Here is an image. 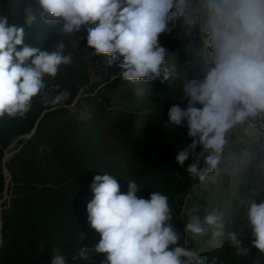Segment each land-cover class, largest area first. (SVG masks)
Returning a JSON list of instances; mask_svg holds the SVG:
<instances>
[{
	"label": "trees",
	"instance_id": "obj_1",
	"mask_svg": "<svg viewBox=\"0 0 264 264\" xmlns=\"http://www.w3.org/2000/svg\"><path fill=\"white\" fill-rule=\"evenodd\" d=\"M29 10L35 16L31 26L25 24ZM0 15L24 27L26 44L51 51L52 45L63 42L72 56V64L61 65L56 77L45 76L46 89L33 98L23 117L0 118V264H51L53 249H59L68 264H106L107 254L95 251L101 236L86 211L93 178L105 173L116 177L121 192L134 180L144 198L153 191L167 195L180 243L187 242L204 264H264V254L251 246L248 205L241 207L242 197L264 200V184L242 155L247 145L226 150L218 173L203 183L186 172L191 157L183 167L176 162L191 139L186 125L169 123L168 111L174 104L186 108L187 102L181 101L184 84L202 78L205 67L187 48L183 19L171 33L161 34L159 42L176 57L178 71L187 75L173 83H131L119 77L116 64L108 66L104 54L106 64L96 70L101 79L93 82L94 68L82 46L72 42L85 26L72 39L59 34L62 21L44 24L36 0H0ZM64 92L67 97L60 95ZM7 150L14 153L4 162ZM206 209L223 213L222 237H213V229L203 224L204 235L184 230L189 222L202 223ZM229 232H236L250 248L247 254L237 253ZM81 249L86 259L79 257Z\"/></svg>",
	"mask_w": 264,
	"mask_h": 264
},
{
	"label": "clouds",
	"instance_id": "obj_2",
	"mask_svg": "<svg viewBox=\"0 0 264 264\" xmlns=\"http://www.w3.org/2000/svg\"><path fill=\"white\" fill-rule=\"evenodd\" d=\"M36 4L44 24L62 21L61 35L72 39L85 26L93 57L107 55L108 66L116 64L119 77L131 83L158 79L173 83L187 75L178 71L176 57L159 42L161 34L171 33L183 19L187 48L205 67L202 78L184 84L181 101L187 102L186 108L174 104L168 111L169 123L186 125L191 139L176 162L183 167L191 157L186 172L203 183L218 173L226 150L247 145L243 158L264 184V0H36ZM34 20L29 10L25 24L31 26ZM51 47L48 51L26 44L24 27L9 24L7 16L0 15V118L23 117L33 98L46 89L45 76L56 77L61 65L72 64L63 42ZM120 188L115 176L96 175L90 185L93 198L86 206L88 222L101 236L95 251L107 254L106 264H204L187 242L180 243L167 195L153 191L144 198L134 180L128 181L126 192ZM245 203L251 246L264 254V200L242 197L241 207ZM205 211L202 223L189 222L184 230L204 235L203 224L213 229V237H222L223 213ZM228 239L238 254L250 251L236 232H229ZM52 252L51 264H68L59 249ZM78 255L87 258L84 249Z\"/></svg>",
	"mask_w": 264,
	"mask_h": 264
},
{
	"label": "rangeland",
	"instance_id": "obj_3",
	"mask_svg": "<svg viewBox=\"0 0 264 264\" xmlns=\"http://www.w3.org/2000/svg\"><path fill=\"white\" fill-rule=\"evenodd\" d=\"M86 36H87V32L84 29L83 31H81L80 33H78L74 40L77 41V44H74L75 47L78 46H82L83 51L85 52V58L86 60L92 65V67L94 68V71L92 72V81H97L101 79V76L99 75V73L96 71L97 68L101 67L102 64H106L104 61H102V54L97 56V57H93L92 55V50L87 48V41H86ZM113 70H116V67H114ZM9 153L10 151L7 150L6 152V158L9 157ZM8 197L7 194H5V197L1 200V203ZM1 208H3L1 206ZM196 218V215L193 216V219Z\"/></svg>",
	"mask_w": 264,
	"mask_h": 264
},
{
	"label": "water",
	"instance_id": "obj_4",
	"mask_svg": "<svg viewBox=\"0 0 264 264\" xmlns=\"http://www.w3.org/2000/svg\"><path fill=\"white\" fill-rule=\"evenodd\" d=\"M29 136V135H28ZM27 136V137H28ZM13 146V145H12ZM14 153V151H11L10 153H9V157L8 158H6V154H5V156H4V162H6L7 160H9V158L11 157V155ZM4 173L6 174V175H9V171H8V169H7V167H5L4 168ZM9 178H10V176H9ZM9 180V179H8ZM0 217H1V215H0ZM1 224H2V222L0 221V228H1Z\"/></svg>",
	"mask_w": 264,
	"mask_h": 264
}]
</instances>
